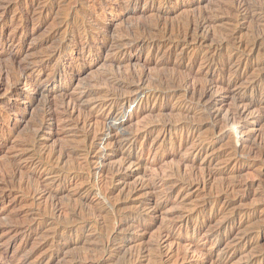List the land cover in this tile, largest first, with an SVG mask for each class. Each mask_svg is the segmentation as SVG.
Here are the masks:
<instances>
[{
	"label": "rangeland",
	"instance_id": "1",
	"mask_svg": "<svg viewBox=\"0 0 264 264\" xmlns=\"http://www.w3.org/2000/svg\"><path fill=\"white\" fill-rule=\"evenodd\" d=\"M244 3L249 10L240 8ZM262 6L264 0H0V56L15 52L19 63L0 57V264H264ZM202 16L213 19L208 35L204 31L202 38L180 44L184 60L176 51L166 66L171 42L166 32L183 28L187 17ZM141 25L161 48L146 42L116 52L122 40L139 36ZM227 34L244 48L260 36V46L237 53L238 69L208 70L204 52L213 50L212 37ZM223 47L222 53L232 50ZM7 68L16 74L13 87ZM17 68L49 89L87 91L82 112L78 106L71 116L62 113L40 128L42 97L24 77L25 69ZM108 71L139 72L152 82L172 73L178 79L160 97L139 94L111 105L104 101L109 88L99 80ZM65 72L75 77L55 78ZM179 77L187 87L210 86V111L221 112L216 122L187 100ZM126 90L118 93L129 95ZM23 97L38 100L29 105ZM92 110L99 117L112 110L118 129L104 126L103 116L91 119ZM229 111L234 117L226 123ZM85 114L89 140L77 125ZM115 132L132 144L111 156ZM126 155L133 156V164Z\"/></svg>",
	"mask_w": 264,
	"mask_h": 264
},
{
	"label": "bare ground",
	"instance_id": "2",
	"mask_svg": "<svg viewBox=\"0 0 264 264\" xmlns=\"http://www.w3.org/2000/svg\"><path fill=\"white\" fill-rule=\"evenodd\" d=\"M78 2V1H77ZM85 2V1H84ZM40 3V2H39ZM51 3V2H50ZM41 4V3H40ZM47 4V3H46ZM45 4V5H46ZM78 4V3H77ZM38 5V4H37ZM63 5L65 6L66 4H64L63 3ZM84 5V4H83ZM42 6V5H41ZM44 6V5H43ZM235 6V5H234ZM236 6H238V5H236ZM66 7V6H65ZM81 7V6H80ZM251 7V6H250ZM250 7H248V5L246 4V3H244V4H241L240 5V8H244V10H249V8ZM253 7V6H252ZM262 7H264V6H262ZM44 8V7H43ZM196 8V7H195ZM238 8V7H237ZM239 8V9H240ZM36 9V8H35ZM49 9H51V8H49ZM61 8H59V10H60ZM63 9V8H62ZM233 9V8H232ZM234 10V9H233ZM252 10V9H251ZM29 11V10H28ZM27 12V11H26ZM84 12V11H83ZM23 14H24V12H22ZM101 13V12H100ZM229 13V12H228ZM233 13H235V10H234V12ZM236 13H238L237 11H236ZM235 13V14H236ZM249 13V11H247V14ZM260 13H262V12H260ZM28 14V13H27ZM155 14H158V13H155ZM20 15V14H19ZM86 15V14H85ZM100 15V14H99ZM230 15V14H229ZM233 15V14H232ZM245 15V14H244ZM263 15V14H262ZM22 16V15H21ZM26 16V15H25ZM33 16V15H32ZM65 16V15H64ZM88 16V15H87ZM158 15H156V17H157ZM163 16V15H162ZM249 16L251 17L252 15L251 14H249ZM254 14H253V18H254ZM23 17V16H22ZM30 17V16H29ZM61 17V16H60ZM66 17V16H65ZM64 17V18H65ZM85 17V16H84ZM89 17V16H88ZM87 17V18H88ZM91 17V16H90ZM159 17H161V15L159 14ZM210 17V16H209ZM208 16H202L200 19H197V20H191L190 18H188L187 17V19H189V21H187V23H186V19H185V23H186V25H185V27H184V25H183V28L181 27V28H179V29H175V28H171L168 32H166L167 34H169V40L171 41H169L170 42V44H169V48H170V50L167 52V55H166V58H165V65H166V62L168 63V62H172V58H173V56L176 54V51L178 50V47L180 46V44H184V43H189L190 41H189V38H202V37H200V36H203L202 34H203V32L207 29V27H209L210 25H212V22H213V19H211L212 17H210L209 18ZM248 17V16H247ZM37 18V17H36ZM58 18V17H57ZM63 18V19H64ZM97 18V17H96ZM233 18H235L236 19V17H234L233 16ZM232 18V19H233ZM239 18V17H238ZM244 18V17H243ZM32 19H33V17H32ZM80 19V18H79ZM86 19V18H85ZM159 19V18H158ZM166 19V18H165ZM168 19V18H167ZM166 19V20H167ZM215 19V18H214ZM257 19V18H256ZM35 20V19H34ZM69 20V19H68ZM76 20V19H75ZM93 20V19H92ZM169 20V19H168ZM234 20V19H233ZM254 20H255V18H254ZM264 20V19H263ZM57 20H55V22H56ZM60 21H62V20H60ZM59 20H58V22H60ZM66 21V20H65ZM87 21V20H86ZM85 21V22H86ZM97 21V20H96ZM156 21V20H155ZM260 21V20H259ZM253 22V21H252ZM262 22V21H261ZM57 23V22H56ZM92 23V22H91ZM96 23V22H95ZM151 23H156V22H154V21H152ZM161 23V22H160ZM165 23V22H164ZM229 23V22H228ZM255 23H257L258 24V21H256ZM58 24V23H57ZM60 24V23H59ZM58 24V25H59ZM65 24V23H64ZM78 24V23H77ZM80 24H82L81 23V21H80ZM87 24V23H86ZM94 24V23H93ZM147 24V23H146ZM216 24V23H215ZM229 24H231V23H229ZM83 25V24H82ZM155 25V24H154ZM163 25V24H162ZM169 25V24H168ZM175 25V24H174ZM179 25H181V24H179ZM220 25V24H219ZM54 26V25H53ZM79 25H77V27H78ZM151 26V25H150ZM159 26H160V24H159ZM164 26H166L167 27V25L166 24H164ZM163 26V27H164ZM171 26V25H170ZM178 26V25H177ZM232 26V25H231ZM76 27V28H77ZM83 27V26H82ZM143 26L141 25V28H142ZM212 28H214L215 29V27H213V26H211ZM217 27V26H216ZM263 27V26H262ZM52 28V27H51ZM81 28V27H80ZM97 28H98V26H97ZM140 28V29H141ZM148 28V27H147ZM151 28V27H150ZM170 27H168V29H169ZM177 28V27H176ZM223 28V27H222ZM221 28V29H222ZM236 28V27H235ZM65 29V28H64ZM144 29V30H143ZM153 29V28H152ZM151 29V30H152ZM167 29V28H166ZM217 29V28H216ZM88 30V27L87 26H84L83 27V31L84 32H86ZM93 30V29H92ZM137 31H139V28H137L136 29ZM148 30H150V29H146V28H142L140 31L142 32V34L140 35V31L138 32L139 33V36H136L135 37V35H137V33L136 32H134V33H136L132 38L130 37V38H127V39H124V40H122L119 44H117L118 45V47H117V51L116 52H120L121 51V49L122 48H124V47H127V48H132V47H134V46H138V45H142V44H145L146 42H149V43H153L155 46H156V48H157V50L159 49V48H161L160 46L161 45H156L155 43H154V38L152 39L151 37L149 38H146V36L144 35V34H146L145 32H147L148 33ZM163 30H164V28H163ZM225 30V29H224ZM230 30V29H229ZM228 30V31H229ZM235 30V29H234ZM78 31V30H77ZM98 31V30H97ZM131 31H134V29L133 30H131ZM154 31V30H153ZM161 31V30H160ZM165 31V30H164ZM202 31V32H201ZM215 31V32H214ZM213 32L214 33H216V30H214ZM218 31H219V28H218ZM218 31H217V33H218ZM231 31V30H230ZM230 31H229V33H230ZM57 32V31H56ZM55 32V33H56ZM89 32V31H88ZM87 32V33H88ZM150 32V31H149ZM163 32V31H162ZM206 32V31H205ZM211 32V31H210ZM223 32V31H222ZM253 32V31H252ZM127 33H131V32H127ZM133 32H132V34H134ZM152 33V32H151ZM157 33H159V32H157ZM156 33V34H157ZM227 33V32H226ZM258 33V32H257ZM57 34V33H56ZM82 34V33H81ZM167 34H165V36L167 35ZM256 34V33H255ZM254 34V35H255ZM20 35V34H19ZM55 35V34H54ZM61 35H63V34H61ZM60 35V36H61ZM125 35H127L128 37H129V35L128 34H125ZM149 35H150V33H149ZM148 35V36H149ZM155 35V34H154ZM158 35V34H157ZM160 35V34H159ZM158 35V36H159ZM206 35H208L207 34V32H206ZM218 34H216V36H217ZM222 35V34H221ZM228 35V34H227ZM232 35V37H229V35H228V37H224V38H219L218 37V39L216 40L215 39V37H212V38H214V39H212V44L213 45H210V46H212L213 47V50H211V51H213V52H208V51H206V52H204L205 54H204V57H203V65L208 69V70H210V69H212V68H216V67H220V68H223V70H224V68H225V66L226 67H235V68H239V66H240V64H241V57L240 58H238V56H236L237 55V53L239 52V51H241V52H243V53H245V52H247L248 50H250V49H253L254 47H257L258 45H259V42H260V36H258V37H256V38H253L254 36H252V38H253V40L251 39V41L249 42V43H246L245 44V48L242 46V45H238V44H236L235 42H233V39H234V36H233V34H231ZM253 35V34H252ZM259 35V34H258ZM2 36V35H1ZM132 36V35H131ZM150 36H152V37H154L152 34L150 35ZM205 36V35H204ZM215 36V35H214ZM256 36V35H255ZM20 37V36H19ZM126 37V36H125ZM160 37V36H159ZM60 38V37H59ZM63 38V37H62ZM123 38V37H122ZM236 38V37H235ZM12 39V38H11ZM49 39V38H48ZM67 39V38H66ZM156 39V38H155ZM263 39V38H262ZM57 40V39H56ZM79 40H81V39H79ZM159 40V39H158ZM160 40H161V38H160ZM54 41V40H53ZM52 41V42H53ZM161 41H163V40H161ZM168 41V40H167ZM191 41H193V40H191ZM196 41V40H195ZM205 41V40H204ZM207 41V40H206ZM51 42V41H50ZM58 42V41H57ZM87 42V41H86ZM164 42V41H163ZM201 42V41H200ZM12 43V42H11ZM117 43V42H116ZM195 43V42H194ZM67 44H69V43H67ZM106 44V43H105ZM191 44H192V42H191ZM197 44V43H196ZM205 44V43H204ZM211 44V43H210ZM64 43H62V44H59V45H57V48H56V50H55V53L56 52H61L62 50H63V48H64ZM77 45H79V44H77ZM193 45V44H192ZM200 45H201V43H200ZM116 46V45H115ZM202 46H205V45H202ZM223 46H226V47H231L232 48V50H231V52L230 53H227V54H225V53H222V52H220L219 50L223 47ZM260 46V45H259ZM12 47V46H11ZM73 47H75L74 45H73ZM184 47H186V46H184ZM190 47V46H189ZM19 48V47H18ZM54 48V47H53ZM109 48V47H108ZM168 48V47H167ZM168 48V49H169ZM173 48V49H172ZM224 48V47H223ZM247 48H248V50H247ZM115 49V48H114ZM192 49V48H191ZM262 49V48H261ZM111 50H112V48H111ZM162 50V49H161ZM247 50V51H246ZM257 50V49H256ZM255 50V51H256ZM12 51H13V49H12ZM183 51H185V50H183ZM203 51H204V49H203ZM53 52V51H52ZM115 52V53H116ZM178 52V51H177ZM14 54H15V52H13ZM13 53H11V51L9 52V53H6V55L7 56H5V55H2V56H0L1 58L3 57L4 58V60H6L9 64H13L15 61H16V63H18L17 62V60H16V55H14ZM47 53V52H46ZM51 53V52H50ZM162 53H164V51L162 52ZM161 53V54H162ZM47 54H49V52L47 53ZM188 54V53H187ZM240 54V53H239ZM57 55V54H56ZM116 55V54H115ZM163 55V54H162ZM180 55V58L179 59H182V58H185V55L183 54V52H178V56ZM183 55H184V57H183ZM44 56V55H43ZM119 56L120 55H118V58H119ZM25 57V56H24ZM48 57V56H47ZM46 57V58H47ZM131 57V56H130ZM235 57L237 58L236 60H235ZM22 58V57H21ZM116 58V57H115ZM125 58V57H124ZM127 58V57H126ZM125 58V59H126ZM164 58V57H163ZM193 58V57H192ZM120 59V58H119ZM201 59V58H200ZM264 59V58H263ZM3 60V61H4ZM20 60H23V59H20ZM129 60V59H128ZM182 60H184V59H182ZM189 60L191 61V59L189 58ZM2 61V62H3ZM24 61V60H23ZM23 61H22V63H23ZM111 61H113V60H111ZM122 61H123V59H122ZM180 61V60H179ZM179 61H178V63L177 62H173V63H177V66L178 67H181V63H179ZM2 62H0V63H2ZM25 62H27V61H25ZM36 62V61H35ZM44 62V61H43ZM161 62V61H160ZM192 62L194 63V64H196V62H198V61H196L195 60V57H194V59L192 60ZM4 63V62H3ZM21 63V61H20V64H22ZM32 63H33V61H32ZM37 63H38V61H37ZM40 63V62H39ZM38 63V64H39ZM156 63V62H155ZM7 64V63H6ZM5 64V65H6ZM19 64V63H18ZM160 64V63H159ZM200 65H201V63H199ZM3 65V64H2ZM1 65V66H2ZM24 65V64H23ZM46 65H47V63H46ZM115 65V64H114ZM119 65V64H118ZM7 66V65H6ZM5 66V67H6ZM35 66V65H34ZM167 66V65H166ZM261 66V65H260ZM2 67H4V65L2 66ZM4 67V68H5ZM20 67H21V65H20ZM20 67H18V68H20ZM24 67V66H23ZM27 67V66H26ZM25 67V68H26ZM114 68H115V66H113ZM170 67V66H169ZM17 68V69H18ZM25 68H23V69H25ZM28 68V67H27ZM30 68V67H29ZM34 68V67H33ZM172 68V67H171ZM170 68V69H171ZM174 68H175V66H174ZM177 68V67H176ZM193 68V67H192ZM200 68V67H199ZM260 68V67H259ZM261 68H263V67H261ZM2 69V68H1ZM11 69V68H10ZM13 69V68H12ZM11 69V70H12ZM22 69V70H23ZM113 69V68H112ZM173 69V68H172ZM202 69V68H201ZM203 69H204V67H203ZM229 69V68H228ZM10 70V71H11ZM21 70V69H20ZM19 69H18V71H20ZM22 70H21V72H22ZM31 70V69H30ZM175 69H173V71H174ZM181 69L179 68V71H180ZM183 70V69H182ZM191 70V69H190ZM226 70V69H225ZM232 70V69H231ZM235 70V69H234ZM234 70H233V72H234ZM261 69H259V71H260ZM9 71V69L7 68V70H5V74H6V80H7V78L9 79V84H10V86L11 87H13L14 86V84H15V82H14V80L16 79L17 80V78H16V74H14V73H12V72H10ZM25 71V72H24ZM120 71V70H119ZM118 71V72H119ZM170 71V70H169ZM178 71V70H177ZM178 71V72H179ZM184 71V70H183ZM182 71V73L180 74V75H182L183 73H185V72H183ZM236 71V70H235ZM29 72V71H28ZM54 72V71H53ZM177 72V73H178ZM188 72V71H187ZM206 72H208V71H206ZM1 74L3 73V71L2 72H0ZM23 73H24V77L27 79V81H28V83L29 84H31V86L33 87L34 86V88H35V90H36V94H37V96H40V98L42 97V103H40L41 104V108H42V110L41 111H43L42 113V117H41V119L40 120H38V125L40 124V128L43 126V124L44 123H49V124H51L52 122H54L55 121V119H56V117H59L62 113H67L68 114V116H71L72 115V111L74 110V108H77L78 106H80V110H81V107H82V99H83V97L86 95V92L87 91H83V90H81L80 92H78L77 93V95H73L72 93H70V92H67V91H65V90H60V89H57V88H46V87H43V83H42V81L43 80H37L35 77H33L32 76V74L30 75L29 73H27L26 72V69L25 70H23ZM162 73V72H161ZM164 73V72H163ZM170 73V72H169ZM175 73V72H174ZM176 73V74H177ZM232 73V72H231ZM235 73V72H234ZM259 73V72H258ZM261 73V72H260ZM171 74V73H170ZM173 74V73H172ZM160 75V74H158V75H160V76H157L156 77V79L152 82L151 80H150V77L149 76H146L145 74H142V73H137V72H130L129 74L127 73V74H122V75H119V74H113V73H109V71L107 72V73H105V75H103L101 78H99V80H100V83L101 82H103V84H105V86L107 85V87L109 88V90H108V93H107V97H106V99L104 100V101H108L109 100V102H110V104L112 105V104H118L119 102H121L122 100L123 101H126V100H130V99H132V96H134L133 98H135L136 99V97H137V95H139V94H143V95H148V96H150V95H154V96H158L159 94H161V92H163L165 89H167L169 86H171V84L172 83H175L176 81H177V79H178V77H175V75ZM191 74V73H190ZM237 74V73H236ZM179 74H177V76H178ZM179 75V76H180ZM184 75V74H183ZM183 75L181 76V77H183ZM185 75H187V74H185ZM184 75V76H185ZM260 75V74H259ZM261 75H262V73H261ZM56 76L57 77H60V78H64L65 80H67V77H69V76H71V77H75V73L74 72H71V73H68V72H65V73H61V74H56L55 75V78H56ZM188 76H190V75H188ZM205 76V75H204ZM206 76H207V74H206ZM4 77V78H5ZM186 77V76H185ZM185 77L183 78V79H181L180 80V77H179V82H181L182 80H183V83L185 84V91H186V94H187V100L188 101H190L191 103H193V104H195V106L196 107H201V109H202V111H203V113L207 116V118H209V119H211V120H213V122H216L217 121V118L221 115V112L219 111L220 109H217L215 112L213 111H210V106H211V104H210V99H211V88H210V86H207V85H199V84H197V83H195V84H193V86H191V87H187L186 86V81L187 80H185L184 81V79H185ZM261 77V76H260ZM177 78V79H176ZM187 78V77H186ZM0 79H1V77H0ZM3 79V78H2ZM189 79V78H188ZM264 79V78H263ZM149 80H150V82L151 83H156V85L155 86H153L152 87V85L153 84H149L148 82H149ZM153 80V79H152ZM46 81V80H45ZM196 81V80H195ZM0 82H2V81H0ZM6 83H8L7 81H6ZM127 83H130L131 85H127L128 87H126L125 86V84H127ZM182 83V82H181ZM206 83V82H205ZM9 84H8V86H9ZM19 84V83H18ZM102 84V83H101ZM150 85V87L149 86H147V85ZM176 84V83H175ZM208 84V83H207ZM3 84L1 83L0 84V86H2ZM6 85V84H5ZM4 85V86H5ZM179 85V84H178ZM130 86V87H129ZM183 86H182V88H183ZM16 87V86H15ZM19 87V86H18ZM126 88H129V91H127L128 92V94L129 95H120L121 93H118L119 92V90H122V89H124V92H125V89ZM178 88H181L180 86L178 87ZM2 88L0 87V90H1ZM12 89V88H11ZM173 89H176V88H174V85H173ZM16 90V89H15ZM177 90V89H176ZM181 90V89H180ZM3 91V90H2ZM6 91H9V90H7L6 89ZM5 92V91H4ZM168 92V91H167ZM1 93H3V92H1ZM5 94V93H4ZM166 94V93H165ZM174 94H175V92H174ZM142 95V96H143ZM185 95V94H184ZM158 97H160V96H158ZM23 99L29 104V105H34L35 104V102L38 100V99H36V98H33V97H23ZM238 101V100H237ZM243 101V100H242ZM84 102V101H83ZM129 102V101H128ZM236 102V101H235ZM106 103V102H105ZM107 104H108V102H107ZM122 105V104H121ZM248 105V104H247ZM213 106V105H212ZM86 107H87V105H86ZM240 107V106H239ZM69 108H71V111L69 110ZM77 109H79V108H77ZM228 110H230V109H228ZM237 110V109H236ZM235 110V111H236ZM93 111V110H92ZM90 112V111H87V112H90L89 113V116H90V118L91 119H98L99 120V118H105L104 120H102V121H104V126H106V127H108V129L109 130H111V131H115V130H117L118 129V122L115 120V117H114V115H113V112H112V110H110V111H108V112H101L102 113V115H101V117H99V116H97L95 113H94V111L93 112ZM231 111V110H230ZM227 112V113H225V122L226 121H229V120H231L233 117H234V113H233V111L232 112ZM234 111V112H235ZM74 112V111H73ZM81 112H82V110H81ZM83 113H84V111H83ZM86 113V112H85ZM86 115V114H85ZM88 115V114H87ZM87 115H86V117H87ZM41 116V115H40ZM103 116V117H102ZM65 117V116H64ZM85 117V119H82L81 121H80V119H79V122H81V124L82 125H79V123H77V125L81 128V130L82 131H84V136H85V138L87 139V140H89V139H91L92 137H91V133H89V131H88V127H90L91 126V123L87 120L88 119V117L86 118ZM236 117V116H235ZM38 118V117H37ZM66 118H68L67 117V115H66ZM71 118H73V116L71 117ZM69 119V118H68ZM68 119H66V120H68ZM91 119H89V120H91ZM61 120V119H60ZM66 120H64V121H66ZM71 120V119H70ZM97 120V121H98ZM107 120H109V123H107ZM118 120V119H117ZM234 120V119H233ZM36 121V120H35ZM57 122H58V120H56ZM101 120L99 121L100 123L102 122ZM221 121V120H220ZM220 121H218V122H220ZM224 121V120H223ZM62 122V121H61ZM224 122V123H225ZM65 123V122H64ZM221 123V122H220ZM227 123V122H226ZM225 123V124H226ZM96 124V123H95ZM177 124V123H176ZM218 124V123H217ZM166 124H163V126H165ZM75 126V125H74ZM95 126H97V125H95ZM104 126H102V127H104ZM218 126H219V124H218ZM35 127H37V126H35ZM39 127V126H38ZM37 127V128H38ZM94 127V126H93ZM166 127V126H165ZM36 128V129H37ZM152 128V127H151ZM79 129V128H78ZM91 129V128H90ZM97 129H99V128H97ZM101 129H103V128H101ZM153 129V128H152ZM42 130H43V128H42ZM40 131V130H39ZM38 132V131H37ZM37 132H36V134H37ZM94 132V131H93ZM110 132V131H109ZM108 132V133H109ZM35 133V132H34ZM105 133V132H104ZM114 133V132H113ZM33 134V133H32ZM35 135V134H34ZM95 135V134H94ZM31 137H32V135H31ZM91 137V138H90ZM99 137V136H98ZM102 138V137H101ZM86 139H85V141H86ZM97 139V138H96ZM29 140V139H28ZM93 140V139H92ZM91 140V141H92ZM95 140V139H94ZM30 141V140H29ZM31 142H34V139H33V141H31ZM31 142H30V144H31ZM36 142V141H35ZM37 143V142H36ZM110 143L113 145V147H112V152L110 153L111 154V156H113L115 153H123L122 152V146H124V145H129V143H131L132 144V139L130 138V137H127V136H120L118 133H116L115 132V134L114 135H112V137H111V141H110ZM90 144V143H89ZM130 144V145H131ZM33 145V144H32ZM93 146V145H92ZM82 147V146H81ZM83 148V147H82ZM84 149H86V148H84ZM86 150H88V149H86ZM67 154V153H66ZM124 154V153H123ZM68 155V154H67ZM83 155V154H82ZM87 156V155H86ZM122 158V157H121ZM125 159L126 160H128V162H131L132 160H133V156H131V155H126L125 156ZM133 162V161H132ZM131 162V163H132ZM9 164V163H8ZM13 164H14V162H13ZM133 164V163H132ZM11 165V164H10ZM130 165V164H129ZM15 166V165H14ZM20 165H18V167H19ZM83 167V166H82ZM81 167V168H82ZM8 168V167H7ZM9 168H10V166H9ZM20 168V167H19ZM11 169V168H10ZM9 169V170H10ZM21 169V168H20ZM16 171H17V169H16ZM13 172H15V170L13 171ZM19 172V171H18ZM115 172H117V171H115ZM6 173V172H5ZM8 173H10V171H8V169H7V174ZM118 174V173H117ZM14 175V174H13ZM21 175V174H20ZM18 175H16V177H17ZM114 176H115V174H114ZM15 177V176H14ZM14 177H12V179L14 178ZM7 180H9V179H7ZM6 182V181H5ZM7 182H9V181H7ZM13 182V181H12ZM48 189V188H47ZM59 190V189H58ZM49 192V191H48ZM50 192H51V190H50ZM164 205V204H163ZM161 207V206H160ZM158 209H160V208H158ZM114 219V218H113ZM118 219V218H117ZM133 259V258H132ZM225 263V262H224Z\"/></svg>",
	"mask_w": 264,
	"mask_h": 264
}]
</instances>
